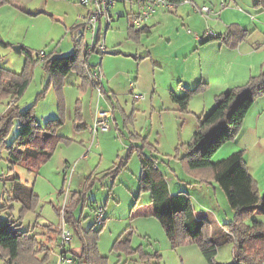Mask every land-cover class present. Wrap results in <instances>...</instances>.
<instances>
[{"label": "trees", "instance_id": "trees-1", "mask_svg": "<svg viewBox=\"0 0 264 264\" xmlns=\"http://www.w3.org/2000/svg\"><path fill=\"white\" fill-rule=\"evenodd\" d=\"M255 5L264 6V0H257ZM130 23V22H129ZM82 25H75L69 30L72 34V51L66 54L45 53L41 58L38 52L33 59L31 53L26 51L27 60L21 73H16L0 65V95L10 94L16 99L21 96L29 82L30 67L40 60L48 77V83L57 87L59 94V108L63 102V80L69 72H77L85 81L79 88L86 85L95 86L90 78L93 69L88 61L90 54L85 49L86 43L81 33ZM130 28L134 30L130 24ZM248 34V30L233 23L228 25L225 33L220 36L223 42L231 45L239 42ZM203 40V39H201ZM0 44L5 42L0 37ZM89 78V79H88ZM205 86L204 82L198 83L194 88L187 89L181 97L171 93L172 99L179 108L187 110L192 96ZM101 91L103 88L101 87ZM264 93V71L252 75L239 86L220 92L214 97L212 109L201 119L188 142L175 148L173 158L179 160L183 170L196 181L195 183L218 184L225 193L228 204L234 211V217L229 223H224L222 229L213 233L210 222L205 218H197L193 212L192 201L188 193L169 191L168 182L164 174L155 166L154 158L143 152L146 143L139 136L130 135V140H140V145H133L130 155L136 150L140 163L138 176V194L147 191L149 201L153 206V215L162 226L166 237L172 247L187 242H194L199 247L206 264H264V221L252 220L246 224L245 220L258 210L264 213V193L259 194L256 181L247 171L242 151H236L218 161L212 160L213 154L228 140L234 139L238 134L245 114L256 96ZM110 100L114 108L116 103L111 94ZM78 103V102H77ZM125 123L132 120L121 112ZM14 119L18 120L19 130L13 141L6 143V136ZM64 112L60 111L53 118L47 119L41 127L36 123L33 106L21 109L16 101L11 103L3 115L0 116V151H7L9 170L19 163L28 170L37 172L39 167L49 161L60 144H69L71 139L57 134V128L62 124ZM75 129L80 121L77 115ZM134 138V139H133ZM150 149V145L147 146ZM131 149V148H130ZM129 155V156H130ZM120 165H123L120 164ZM118 167H110L107 174L115 173ZM9 178L11 184L7 199L20 203V211L32 209L38 195L33 191V186L23 182L15 173ZM99 178L90 173L83 182L82 188L74 191L63 206V217L78 243L77 249H71V254L77 264H107V257L102 255L97 246L100 231L105 223L95 227V224L84 229L81 226L82 217L75 215V210L81 206L84 209L87 203L88 192ZM4 198V195H1ZM6 199L0 205V211L7 208ZM134 204V203H133ZM13 206L11 205V209ZM61 211V207L58 208ZM81 212V211H80ZM17 219L11 220L0 217V260L4 264H44L49 256L47 249L36 238L35 234L18 228ZM52 228V224L47 225ZM56 232V229L53 228ZM132 228L124 229L113 241L112 250L123 252L128 256L139 254L140 262L151 264V260L158 259L159 253H147L143 248L131 245ZM227 242L233 245V260L230 262H216L215 255L218 246ZM126 264V263H125Z\"/></svg>", "mask_w": 264, "mask_h": 264}, {"label": "rangeland", "instance_id": "rangeland-1", "mask_svg": "<svg viewBox=\"0 0 264 264\" xmlns=\"http://www.w3.org/2000/svg\"><path fill=\"white\" fill-rule=\"evenodd\" d=\"M130 7L131 5L129 3L126 4V8L122 4L116 3L112 11L114 14L122 12L123 15L119 19L125 21L127 19L125 10L129 11ZM233 7L235 6L233 5ZM84 10L86 9H84V5L80 3V0H0V37L5 42V45L0 44V65L16 73H21L27 60L26 51L31 53L33 59L36 58L35 54L40 50L50 52L53 48L57 49L59 47L60 54L68 53L67 51L70 50L73 42L68 32L69 30L66 27L70 24H76ZM235 10L236 15L230 17L232 19L242 18L241 6H238ZM111 30L108 31L107 38H114ZM83 39L84 42L88 41L89 34L84 33ZM16 45L21 47L20 52L14 49L13 46ZM109 58L110 56L105 57L104 60H108ZM95 59L97 64L96 68H98L100 65V56L93 52L89 55V62L95 63L93 62ZM30 64L28 68L29 82L23 94L16 99L11 98L10 94L5 93L0 95V116L4 114L9 105L14 103V101H16V104L21 109L32 105L36 123L43 127L47 119L55 117L58 112L62 111L64 112V119L61 126H59L61 127L59 132L69 137L74 134V120L77 115L83 112L82 102H80L81 106H79L80 104L79 102L77 103L76 99L84 97L83 91L72 84L76 78L75 73H69L63 80V102L61 110H58L59 94L57 87L53 83H48L47 74L40 60H37L31 67ZM117 67L115 66V68ZM64 87H66V92H64ZM91 89L93 88H89L88 90V92H91V95H85L86 100H84L87 116L97 105V110L99 108H110L114 113L115 119L111 116L108 119L109 129L104 131L99 130L95 140L92 143L90 141L89 144H86L85 150L88 149V151L84 152L86 154L85 158L79 160L74 157L80 149L77 147L79 144L65 145L64 143H60L63 145L59 146V144L55 148L51 159L42 164L36 173L28 170L24 165L19 163L13 165V169L10 171L9 163L6 161L7 151L4 148L1 149L0 205L6 199L5 203L7 208L0 211V217L13 220L20 216V220H17L18 223L20 222L18 228L23 231H28L30 234H35L39 243L51 251L55 238L47 236L50 232L47 225L52 224L55 226L56 248L57 227L62 222L61 214L63 215V210L60 211L58 208L61 207L62 209L71 193L81 188L82 181L84 182L91 172L100 180L88 192L87 203L84 206L82 214V226L88 228L90 225L95 224V209L98 206L103 207V215L106 221L100 231L97 246L99 252L107 257V264H148L146 262H140L139 254L128 256L123 252L112 250L114 239L127 227L132 228L131 245L133 247L140 248L141 246L147 253H159V258L157 260H151V264H205V259L197 244L187 242L172 247L162 226L155 217L146 219L147 216L138 217L135 214L138 205L145 206L149 203V194L147 191H140L136 202H134L138 192L140 163L136 150H133L134 152L131 155L129 151L133 149V145L135 144L130 140V133L124 127L126 123L121 112L114 108L113 102L105 98V95L99 96L96 91ZM134 102L131 99L129 105L131 110L135 108L133 111L136 120L133 124H128L127 127L129 131H133L134 128L137 130L136 132H139L141 129L145 130L149 128L151 115L149 111L141 112L136 109L137 106L140 107L142 105V99L136 104ZM147 103L149 105V99ZM131 110H128L127 114ZM154 113L152 126L155 128L158 125V121L160 122V119L158 112ZM96 114L97 112H95L93 120ZM133 120L134 116H132L131 121ZM177 121H179L180 125L181 119H176ZM18 130V120L14 119L6 136L7 144L13 141ZM65 146L66 149H62ZM147 153L150 154L149 148L147 149ZM174 153L175 150H173L172 154L168 155L157 152L153 154V157L156 158L161 168L155 166L168 177V167L166 166V169H164L162 164L163 162H167L168 158H172L173 160L168 163L173 168V172L178 177L185 176L187 179H190L188 174L183 170L181 162L173 158ZM214 155L215 153L212 156L213 159L215 158ZM64 158L68 159L67 165L64 163ZM122 163L123 165H120ZM112 166H119V168L115 173L107 174L109 168ZM10 173L19 175L23 182L33 186V191L38 195V198L32 209L20 211V203L7 199V193L9 192L11 184L9 178L12 174ZM174 183L172 184L174 185ZM218 190L216 197L222 209L219 221L229 223L234 215L225 216L224 211L227 212L230 209V205L224 195V191L219 187ZM2 194L4 198H2ZM198 200H202L200 195H197L194 200L196 211L200 212L202 208L198 205ZM11 205L13 206L12 209ZM80 211L81 206L75 210L76 215H80ZM204 211L208 210L204 209ZM209 214L210 211L204 215L209 218ZM262 214L264 215V213ZM254 216L255 214L251 217L249 216L245 220V223L250 224L253 219L256 220L257 217L254 218ZM95 227L97 228L99 226L95 224ZM77 247L78 243L76 238L73 237L71 248L77 249ZM232 248L233 245L231 242L219 245L214 258L215 261H232ZM52 255L54 258L55 255L53 253ZM0 264H4V262L0 260ZM45 264H53V262H47Z\"/></svg>", "mask_w": 264, "mask_h": 264}, {"label": "crops", "instance_id": "crops-1", "mask_svg": "<svg viewBox=\"0 0 264 264\" xmlns=\"http://www.w3.org/2000/svg\"><path fill=\"white\" fill-rule=\"evenodd\" d=\"M193 1L199 5H209L212 11L204 15L196 12L189 4H181L174 10H156L142 29L132 30L129 23L130 16L128 15L125 21H121L119 17L123 15L122 12L113 13V18L109 24L101 20L99 25V33L104 34V44L107 50L103 53L94 52L100 56L102 95L110 100L109 95L111 94L116 103L117 107L115 109L117 111L123 112L126 117L134 116V120L126 122L124 127L130 135L144 139L146 145L143 152L148 156L153 157L156 152L165 155L172 154L176 147L190 140L197 128L198 120L212 109L216 94L242 85L250 76L264 71V6L255 5L257 0ZM222 1L225 2L224 6H220ZM238 6H241L243 19H232L230 16L236 15L235 9ZM84 9H86L84 10L85 13L83 12L85 15L87 7L84 6ZM83 13L76 24H70L66 28L69 30L70 26L80 25L84 16ZM114 19L116 20L114 21ZM233 23L248 30V34L239 42L231 45L229 42L232 38L228 42H223L220 36L225 33L228 25ZM109 30H111L114 38L111 36V38H107ZM68 32L72 39L70 30ZM72 47L73 44L70 50L67 51L68 53L72 51ZM43 51L46 54L49 53ZM50 52L60 54V49L59 47L57 49L53 48ZM109 56L108 60H104L105 57ZM93 62L95 63L89 62L92 68L97 65L96 59ZM115 66L118 67L115 68ZM72 73H75L76 77L72 84L79 88L85 79L81 78L75 71H72ZM201 82H204L205 86L192 96L187 110L182 111L172 99L171 93L181 97L187 89H192ZM89 88H93L91 90L96 91L97 95L99 94L97 88L90 84L86 85L84 89L79 88L83 91L84 96L76 98L79 104L82 102L83 111L80 114V121L77 122L79 129L76 130L73 127L75 135H70L68 138L72 140L71 143L65 144H79L77 147L80 149L74 155L79 160L85 158L86 154L84 152L88 151V149L85 150V147L91 140L89 128L98 107L96 105L87 116L84 100H86L85 95H91V92H88ZM64 92H66V87H64ZM133 94H143L145 96L142 99V105L137 106L136 109L141 112L149 111L151 115L149 128L141 129L139 132H136L137 130L134 128L133 131H129L127 127L128 124H133L136 120L133 111L135 108L131 110L129 101L132 99L135 104L140 101V99H135ZM148 99L149 105L147 103ZM128 110L131 111L127 114ZM154 112H158L160 119L155 128L152 126ZM111 116L115 119L113 111ZM176 119H181L180 125L179 121L176 122ZM60 128H57V134L65 136L59 132ZM132 143L140 145V140H135ZM61 145L63 144L59 146ZM149 145L150 154L147 153V146ZM62 149L65 150L66 146ZM236 151H242L247 171L256 181L259 194L262 195L264 193V93L256 96L253 100L235 138L226 141L215 152V160L212 159L218 161ZM153 158L155 165L160 167L156 158ZM171 160L173 159L168 158V161L162 164L164 169H166V166L168 167V177L163 171L162 173L168 180L169 191L173 194L178 192L188 193L195 216L207 219L213 233L222 229V225L226 221H219L222 209L216 197L219 191L218 187L222 188L215 182L195 183L196 180L190 175H188L190 179L185 176L178 177L173 172L170 163H168ZM67 162L68 159L64 158L65 165H67ZM173 182H175L174 185ZM82 185L83 181L81 188ZM197 195L202 197V200L197 201L202 208L200 212L196 211L194 203ZM204 209L208 211H204ZM209 211L210 217H205L204 214ZM224 213L225 216H232L234 211L230 207ZM80 214L83 218V209ZM135 214L138 217L147 216L146 219L154 217L153 206L150 201L145 206L138 205ZM253 214H255L254 218L257 217V221H264V215L258 210ZM53 228H55L54 225L49 228L50 232L47 236L55 239L49 258L45 263L53 262L55 264L56 232ZM52 253L55 255L54 258Z\"/></svg>", "mask_w": 264, "mask_h": 264}, {"label": "built area", "instance_id": "built-area-1", "mask_svg": "<svg viewBox=\"0 0 264 264\" xmlns=\"http://www.w3.org/2000/svg\"><path fill=\"white\" fill-rule=\"evenodd\" d=\"M80 3L87 7L86 14L81 20V33H88L89 40L86 42L85 49L88 54L93 52L103 53L106 51L104 44V34L99 33V25L101 20L109 24L113 18V7L116 3L122 4L126 8V4L131 5L129 11L125 10V14L130 16V24L134 29H142L154 12L158 9L174 10L178 5L189 4L196 12L200 14H208L212 11L206 4L199 5L193 0H80ZM225 2H220V6H224ZM211 33V31H209ZM198 38V37H197ZM198 39H201L200 37ZM45 54L43 50L38 52L39 57ZM93 67L90 72V78L95 82V87L99 95L101 91L102 72L100 67ZM135 99H143V94H133ZM90 125L91 143L95 140L99 130L109 129L108 119L112 115L110 108H99ZM63 210V207L62 209ZM103 207H97L94 214V223L101 225L103 223ZM62 222L57 227V245H56V263L55 264H77L76 259L71 254L72 231L66 223L63 215Z\"/></svg>", "mask_w": 264, "mask_h": 264}, {"label": "water", "instance_id": "water-1", "mask_svg": "<svg viewBox=\"0 0 264 264\" xmlns=\"http://www.w3.org/2000/svg\"><path fill=\"white\" fill-rule=\"evenodd\" d=\"M14 49L17 51V52H20L21 51V47L19 45H16V46H13Z\"/></svg>", "mask_w": 264, "mask_h": 264}]
</instances>
